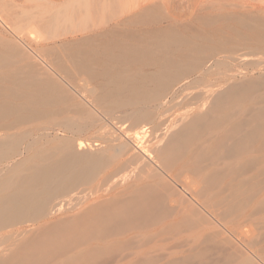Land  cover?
I'll return each mask as SVG.
<instances>
[{"label": "rangeland", "instance_id": "rangeland-1", "mask_svg": "<svg viewBox=\"0 0 264 264\" xmlns=\"http://www.w3.org/2000/svg\"><path fill=\"white\" fill-rule=\"evenodd\" d=\"M5 3L3 7L6 12H0V22H4L0 23V53L6 55L4 58L8 57L15 66L25 57L18 54L20 49L21 55L24 52L30 55V59L26 56L27 59L24 58L23 62H33L35 55V62L40 59L42 63L43 60L56 63L54 58L57 59L55 54L59 51L58 55L61 53L63 58H58L68 66L70 57L65 55L73 47L81 45L80 40L83 37L93 38L100 31L117 28L175 29L186 36L192 34V41L194 39L195 43L208 46L209 50L197 56H201L203 65L177 83L183 90L177 87L173 94L168 91L155 98L156 100L151 99L152 102L149 103L139 102L130 105L131 107L120 106L117 109L99 104V80L88 78H85L83 83L86 87L80 94L75 91L73 94L70 86L74 80V84L77 83L72 78L76 75L71 73L68 79V71L66 74L61 73L60 78L63 84L66 82L64 86L68 88V92L72 90L73 95H70L71 99L60 98L58 104L56 102L51 106L50 112L55 113H48L49 116L47 113H41L40 116L38 114L36 117L30 115L32 119L26 113L27 118L24 115L22 119L11 114L0 115V142H9V145L15 142L14 147H6L7 152L0 157V197L12 193L23 177L32 173L31 171L44 167L55 159L73 154L99 155L100 151L104 155L103 150L107 156L109 152V156L112 154L109 164L105 156L106 163H100L105 166H91V174L88 171V177L86 173L84 178L71 180L68 189L65 188V182L64 187L41 191L39 200L42 204L38 210H29L21 216H8L0 222V264L9 261L11 255L28 238L42 233L43 227L62 224L60 221L73 219L93 205L98 206L96 204L102 200L119 196L122 190L133 187L134 183L137 185L139 180L144 182L146 170L159 169L157 160L159 149L163 145L161 138L168 135L171 124L179 120L187 122L193 115L203 113L205 107L207 109L212 105V100L218 93L228 89V85L235 86L236 83L252 89L246 87L243 91L247 89L245 94L248 93H242V99L238 98L234 106L254 109L264 105V0H9ZM99 5L104 8L99 9ZM44 23L49 25L44 28ZM170 38L172 44L174 41ZM98 43L99 39L93 42ZM2 66L0 63V86H7V80L13 79H5L4 72L7 68ZM76 78L82 79L79 76ZM67 81H70L68 87ZM207 84L214 87L209 98L207 95L210 91H205L206 88L210 89ZM219 85L225 87L221 88ZM77 93L79 95H75ZM196 95L199 97L192 99ZM206 98L209 100L206 101L208 106L204 104ZM138 111H147L152 117L148 119V116L144 121L141 119V122H136L137 118L133 115ZM20 121L22 122L19 123ZM152 160H156V163ZM146 167L147 169H143ZM259 169L256 198L242 199L239 204H234L233 187L230 186L214 187L210 191L201 192L198 199L194 198L190 202L191 206L194 205L193 208L196 207L197 211L200 209L199 217L206 218L208 222L199 220L192 233L183 232L181 237H173L174 239L166 236L150 241L134 236L136 242L132 240L133 245L117 251L121 252L120 255L115 252L116 254L109 253L105 257L104 254L103 258V255L97 256L94 258L96 261L87 263L147 264V258L148 261L155 259V264H264V160ZM141 170H145V173L142 174ZM174 170L173 174L178 172L181 178L184 176L176 167L172 172ZM253 170L242 174L236 181H231L237 182L239 178L250 177L256 171ZM168 175L163 174V178H169L167 181L180 191V183ZM209 199L212 205L209 201L208 205L203 203ZM260 200L262 204L259 203ZM219 201L224 204L219 205ZM203 236L211 238L205 243ZM194 237L199 239L200 244V250L195 252L189 248L194 243ZM46 264L60 262L53 259Z\"/></svg>", "mask_w": 264, "mask_h": 264}, {"label": "bare ground", "instance_id": "bare-ground-1", "mask_svg": "<svg viewBox=\"0 0 264 264\" xmlns=\"http://www.w3.org/2000/svg\"><path fill=\"white\" fill-rule=\"evenodd\" d=\"M7 1L9 2V0ZM4 3L5 0H0V12L5 11ZM103 8V5H99V9ZM5 12L3 13L5 14ZM44 24L45 28L48 23ZM192 36V34L191 36L181 34L175 29L117 28L104 30L93 38L83 37L80 40L81 45L73 47L67 55L64 54L70 57V61L69 58L67 59L68 66L66 63H62L61 58H58L63 55L61 53L58 55L59 51L55 54L54 49L51 50V53L58 56L57 59L54 58L56 63L43 59H41L43 63L40 59L39 62H35L37 59L33 53V62L35 63L32 61L23 62L26 56H29L30 59V55L25 52L26 55L24 53L21 55V49L17 50L19 53L15 52L21 57H25H22L23 61L20 59L23 63L19 61L16 66L8 57L4 58L6 55L3 56L0 53L1 66L7 68L4 77L13 79L7 80V86H0V115L11 114L16 115V118H21L26 113V115L29 114L28 118L32 119L30 115L36 117L41 113L50 114L52 109L50 107L58 100L60 101V98L71 99L70 95L74 94V91L79 93L86 87L83 83L85 78L99 80V104L103 103L110 108L117 109L120 106H133L139 102H152L151 99L158 98L161 94L168 93V91L172 93L177 90V87L182 88L181 85L177 86V83L203 65L201 56H197L207 53L209 47L202 46L198 42L195 43L194 39L193 41L190 39ZM170 37L174 41L172 44L169 41ZM98 39L99 43L93 44L94 40ZM195 40L197 41V38ZM175 43L182 46H176ZM188 44L189 47H186ZM61 73H67L68 79L71 73L76 75L72 77L77 81L74 84L75 80L73 79V84L70 86L73 89L72 93V90L68 92V88L64 86L66 82L64 84L61 82ZM63 76L61 77H66ZM77 76L82 79L77 80ZM72 78H70L71 81ZM68 82L70 83L67 81L66 86ZM230 86L231 84L228 85V89L218 93L212 100V105L210 103L207 109H205L206 107L204 110L202 109L203 113L191 115L189 120L187 118V122L179 120L171 124V129H169L172 132L170 133L168 130L170 134H165L166 136L161 138L163 145L159 149L158 160L156 159L159 169L155 167L156 169L152 170L148 166L146 174H144L145 170L144 172L141 170L145 175L143 176L144 182L139 180L137 185L133 182V187L122 190L121 194L116 192L119 196L109 200L105 199V201L101 199L102 202L96 204L98 206L93 205L92 208L85 209L86 212L82 211L85 213L80 212L82 214L68 221H60L62 224H56L49 228L43 227L45 229L42 228V233L28 238V241L24 242L17 252L11 255L10 260L8 259L9 261L2 264H46L53 259L59 260L60 264H88L87 262L94 261L97 256L103 255V258L104 254H106L105 257L109 253L114 255L115 252L133 245L134 236H141L150 241L157 237H181L183 232L192 233L199 220L208 222L206 218L199 217L200 209L197 208L199 209L197 211L196 207L193 208L194 205L191 206L190 203L194 198L198 199L203 191H210L219 186L221 188L233 187L232 202L234 204H239L242 199L256 198L259 166L264 160V105L254 109L234 106L238 98L242 99L241 96L248 93L245 94L247 89L245 92L243 90L250 86L236 83L235 86ZM70 87L69 89H71ZM213 88L205 89L207 92L210 91L207 95L208 98L210 93L214 92ZM78 93L75 95L80 94ZM198 97L199 95H196L192 99ZM206 101H209L207 98L204 104L208 106ZM181 103L183 104V101ZM193 108L192 110H194ZM83 109L85 111L84 107ZM79 110L81 111L80 107ZM133 116L137 118L136 122L141 119L144 121L148 116H150L148 119L152 117L151 113L147 111H138ZM41 117L43 116L41 115ZM6 126L4 125V128H7ZM20 142L18 141V143ZM8 143L0 142V157L7 152L5 149L14 147L15 142L13 145ZM18 143L16 142V147ZM158 144L160 145L159 141ZM124 146L126 147V145ZM105 149L108 151L107 148ZM103 151L106 154L105 150ZM105 154L103 155L100 151L99 155H67L31 171L32 173L23 177L12 193L0 197V222L8 216H21L29 210H38L42 204L39 200L41 191L64 187L66 181L71 182V180L84 178V174L88 171L91 174L93 165H99L101 162L105 164L111 159L112 154L109 157ZM105 156L108 158L105 159L106 162L104 161ZM109 163L108 161L107 164ZM175 167L177 171L184 173L182 178L178 172L173 174L175 170L172 172V169ZM143 169H147V167ZM253 169L256 171L252 176L239 178L237 182L231 181L232 179L236 181L242 174ZM163 174H170L176 182L180 183L181 188L179 189L181 190H177V187L169 183L167 181L169 178H163ZM87 175L88 173L86 177H88ZM208 201L211 204L210 199L203 203L208 205ZM259 203L262 204V201L260 200ZM218 204L224 203L219 201ZM210 238V236L206 238L203 236L205 243ZM196 239L194 237V243L189 245L193 252L200 250L199 239ZM134 241L136 242V239ZM145 260L147 264L156 262L155 259L148 261L146 258Z\"/></svg>", "mask_w": 264, "mask_h": 264}, {"label": "water", "instance_id": "water-1", "mask_svg": "<svg viewBox=\"0 0 264 264\" xmlns=\"http://www.w3.org/2000/svg\"><path fill=\"white\" fill-rule=\"evenodd\" d=\"M97 169V168H96ZM94 172V171H93ZM84 181H86V180H84ZM71 186V183L70 182H68V181H66V189H68L69 187Z\"/></svg>", "mask_w": 264, "mask_h": 264}]
</instances>
